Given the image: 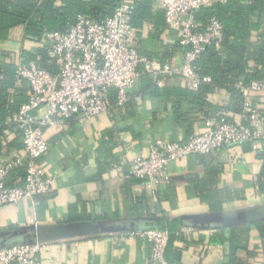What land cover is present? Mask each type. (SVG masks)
<instances>
[{"label": "crops", "instance_id": "crops-1", "mask_svg": "<svg viewBox=\"0 0 264 264\" xmlns=\"http://www.w3.org/2000/svg\"><path fill=\"white\" fill-rule=\"evenodd\" d=\"M152 11L162 15L163 24L145 21L134 30L135 45L161 64L181 65L185 50L179 32L167 23L163 0H154ZM262 31L264 15L252 39H260ZM36 46L25 39L22 25L0 31V52L14 53L16 63L25 49ZM254 65L250 59L247 71ZM25 85L29 89L18 77L11 96ZM240 85H245L243 77L235 83L239 92ZM190 91L186 78L167 75L158 84L142 66L122 104L116 97L102 115H76L48 125L50 146L39 161L54 177L56 188L0 208V246L24 240L25 235L13 233L32 224L95 222L116 230L49 241L30 264H159L150 240L124 234L153 223L176 229L172 245L178 251L177 264H233L232 257L244 264H264V233L258 225L264 222L263 147L254 150L243 143L186 155L171 162L170 179L155 185L132 175L135 158L147 154L157 140L185 141L204 131L209 119L241 113L232 108L227 88L212 84L202 99H192ZM253 95L264 114V90ZM1 138L0 160H9L21 148L9 149L14 135L9 138L4 131ZM12 177L8 182L20 183V176ZM188 227L195 230L188 232Z\"/></svg>", "mask_w": 264, "mask_h": 264}, {"label": "built area", "instance_id": "built-area-1", "mask_svg": "<svg viewBox=\"0 0 264 264\" xmlns=\"http://www.w3.org/2000/svg\"><path fill=\"white\" fill-rule=\"evenodd\" d=\"M227 0H163L167 23L180 34L185 50L181 65L163 64L142 54L134 43L131 22L135 5L123 0L111 15L97 20L78 14L65 31L48 30L45 46L54 70L41 67L37 59L20 58L17 75L29 83L28 97L11 115L22 134L23 147L9 160H0V208L22 199L34 198L55 190L54 177L40 164V157L49 150L46 127L60 124L76 115L90 118L106 113L112 106L110 88H115L117 101L122 104L140 74V67L150 72L161 84L167 75H179L189 81L191 89L212 81L201 75L195 61L212 43L218 45L223 35V23L212 16L206 23L197 20V12L204 7ZM243 110L238 117L209 119L206 128L185 141L160 139L149 152L135 158L132 175L150 184L170 179L172 161L189 154H208L250 142L260 150L264 141V114L254 92L264 90V80H252L240 85ZM5 134L14 135L9 129ZM25 167L20 183L10 185L8 178L17 167ZM195 227H188L193 232ZM125 235L147 238L153 243V259L159 264H170L165 256L169 232L162 228H142L125 231ZM42 244L14 243L0 248V263L30 264Z\"/></svg>", "mask_w": 264, "mask_h": 264}, {"label": "trees", "instance_id": "trees-1", "mask_svg": "<svg viewBox=\"0 0 264 264\" xmlns=\"http://www.w3.org/2000/svg\"><path fill=\"white\" fill-rule=\"evenodd\" d=\"M123 0H0V31L8 27L22 25L25 27V39L37 43L35 48L25 49L20 58L26 60L37 59L41 67L54 70L55 65L50 62L44 45L41 44L44 34L48 30L65 31L76 19L78 14H86L97 20L111 15ZM134 5L131 22L134 29L142 27L145 21L156 19L163 24L161 14L154 15L152 3L154 0H131ZM264 15V0H250L244 3L243 0H228L225 3L218 2L211 7H204L197 12V20L206 23L212 16L218 17L223 23V35L221 47L214 43L208 45L205 51L197 58L195 64L201 75H209L212 82L203 83L198 89H191L192 99H202L205 93L210 90L212 84L227 88L233 96L234 110H243V95L239 92L235 83L243 77L244 83L249 84L252 80H264V31L260 32V39H252L253 31L262 27ZM166 16V15H165ZM9 53V54H8ZM0 52V148L2 136L5 129L14 133V138L8 143L9 149L22 148V134L16 129V123L9 121L12 113L19 105L27 100V85L20 87L16 93L10 94V89L18 78L17 61L11 57L14 53ZM168 57V56H166ZM253 60L255 65L248 72V61ZM261 68H260V67ZM22 80V79H21ZM149 83H151L149 81ZM152 85V83H151ZM117 97L116 89L110 88L112 102ZM225 116H220L219 120ZM250 144L245 142L244 144ZM264 159L263 149L259 154ZM26 174L25 167L20 166L11 171L10 176H20L22 180ZM135 177V176H134ZM140 181L143 179L137 178ZM264 178V163L260 173V179ZM10 185H14L10 183ZM258 225L264 233V222ZM162 228L169 232V241L166 247L165 256L170 264H177L178 251L172 243L175 228L170 225L143 224L136 229ZM23 240L8 243H21ZM5 246H0L3 248ZM233 264H244L236 257H232Z\"/></svg>", "mask_w": 264, "mask_h": 264}, {"label": "water", "instance_id": "water-1", "mask_svg": "<svg viewBox=\"0 0 264 264\" xmlns=\"http://www.w3.org/2000/svg\"><path fill=\"white\" fill-rule=\"evenodd\" d=\"M115 227H107L102 223L75 222L54 223L48 225L32 224L31 226L14 231L13 235H25L23 241L44 244L49 241L63 240L85 236L98 231H113Z\"/></svg>", "mask_w": 264, "mask_h": 264}]
</instances>
